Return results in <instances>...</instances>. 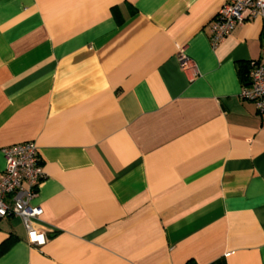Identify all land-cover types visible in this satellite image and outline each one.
<instances>
[{
	"label": "crops",
	"instance_id": "crops-1",
	"mask_svg": "<svg viewBox=\"0 0 264 264\" xmlns=\"http://www.w3.org/2000/svg\"><path fill=\"white\" fill-rule=\"evenodd\" d=\"M225 1L0 0V173L36 143L46 238L0 217V264H264V19L212 47Z\"/></svg>",
	"mask_w": 264,
	"mask_h": 264
},
{
	"label": "built area",
	"instance_id": "built-area-1",
	"mask_svg": "<svg viewBox=\"0 0 264 264\" xmlns=\"http://www.w3.org/2000/svg\"><path fill=\"white\" fill-rule=\"evenodd\" d=\"M252 18L264 19V0H226L210 24L212 47L236 26ZM179 60L185 65L182 54ZM246 75L240 96L254 101L257 112L264 114V66L250 62ZM2 152L5 166L0 173V217H18L26 229L28 243L42 246L46 241L45 235L33 226L34 220L41 216L42 208L31 203L45 175L38 147L33 141H25L4 147Z\"/></svg>",
	"mask_w": 264,
	"mask_h": 264
},
{
	"label": "trees",
	"instance_id": "trees-1",
	"mask_svg": "<svg viewBox=\"0 0 264 264\" xmlns=\"http://www.w3.org/2000/svg\"><path fill=\"white\" fill-rule=\"evenodd\" d=\"M246 65H243L241 66V69H240V74L242 75V78L244 79L245 78V73H246ZM245 80V79H244Z\"/></svg>",
	"mask_w": 264,
	"mask_h": 264
}]
</instances>
